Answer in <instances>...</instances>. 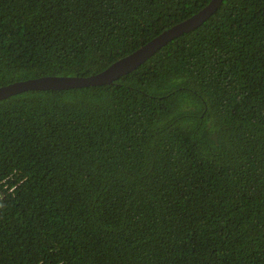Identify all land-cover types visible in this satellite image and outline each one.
<instances>
[{
	"label": "trees",
	"instance_id": "1",
	"mask_svg": "<svg viewBox=\"0 0 264 264\" xmlns=\"http://www.w3.org/2000/svg\"><path fill=\"white\" fill-rule=\"evenodd\" d=\"M208 1L0 0V86L97 73ZM0 264H264V0L0 99Z\"/></svg>",
	"mask_w": 264,
	"mask_h": 264
},
{
	"label": "water",
	"instance_id": "2",
	"mask_svg": "<svg viewBox=\"0 0 264 264\" xmlns=\"http://www.w3.org/2000/svg\"><path fill=\"white\" fill-rule=\"evenodd\" d=\"M221 0H209L189 17L164 29L132 52L114 60L101 71L87 76L43 75L0 86V99L27 90H64L111 83L119 76L133 70L160 46L172 38L188 32L203 22Z\"/></svg>",
	"mask_w": 264,
	"mask_h": 264
}]
</instances>
